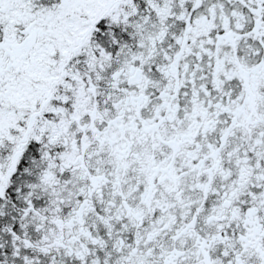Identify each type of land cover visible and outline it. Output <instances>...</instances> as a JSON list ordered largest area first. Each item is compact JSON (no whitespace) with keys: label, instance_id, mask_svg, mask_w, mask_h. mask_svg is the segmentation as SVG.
<instances>
[{"label":"snow or ice","instance_id":"6c2138e0","mask_svg":"<svg viewBox=\"0 0 264 264\" xmlns=\"http://www.w3.org/2000/svg\"><path fill=\"white\" fill-rule=\"evenodd\" d=\"M0 264H264V0H0Z\"/></svg>","mask_w":264,"mask_h":264}]
</instances>
